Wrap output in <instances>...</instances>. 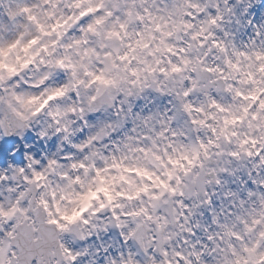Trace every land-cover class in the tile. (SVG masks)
<instances>
[{
  "label": "clouds",
  "instance_id": "1",
  "mask_svg": "<svg viewBox=\"0 0 264 264\" xmlns=\"http://www.w3.org/2000/svg\"><path fill=\"white\" fill-rule=\"evenodd\" d=\"M10 138L0 264H264V0H0Z\"/></svg>",
  "mask_w": 264,
  "mask_h": 264
}]
</instances>
